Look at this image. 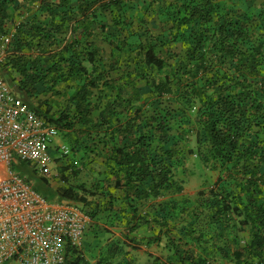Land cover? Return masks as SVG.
I'll use <instances>...</instances> for the list:
<instances>
[{
    "label": "trees",
    "instance_id": "trees-1",
    "mask_svg": "<svg viewBox=\"0 0 264 264\" xmlns=\"http://www.w3.org/2000/svg\"><path fill=\"white\" fill-rule=\"evenodd\" d=\"M0 35L1 74L76 157L56 186L20 175L83 207L97 264H264V0H0ZM190 160L210 187L164 200Z\"/></svg>",
    "mask_w": 264,
    "mask_h": 264
},
{
    "label": "built area",
    "instance_id": "built-area-1",
    "mask_svg": "<svg viewBox=\"0 0 264 264\" xmlns=\"http://www.w3.org/2000/svg\"><path fill=\"white\" fill-rule=\"evenodd\" d=\"M11 35H0V64ZM59 131L37 115L0 69V264H65L70 251H82L91 220L70 202H48L14 169L25 162L40 175H52L51 150L68 158L70 149L55 145Z\"/></svg>",
    "mask_w": 264,
    "mask_h": 264
},
{
    "label": "rangeland",
    "instance_id": "rangeland-1",
    "mask_svg": "<svg viewBox=\"0 0 264 264\" xmlns=\"http://www.w3.org/2000/svg\"><path fill=\"white\" fill-rule=\"evenodd\" d=\"M11 88L14 89L13 86H11ZM18 94V92H16ZM18 97L20 98V96L18 95ZM21 100H23L25 102L24 99L20 98ZM60 143H64L63 137L60 136L59 139L56 138L55 141V145L58 146ZM52 155L54 158H62V161H69L70 159L75 161V156L74 153H70L71 158H63L61 156V152L56 150V149H52L51 150ZM79 163V162H78ZM198 164V162H197ZM58 165L57 163H55L53 169H52V175L49 177H52L50 180L52 182V184L54 186L57 185V179L59 178V171H58ZM79 165L81 166V168L77 169L81 172L80 175L77 176H72L69 172H68V176L71 178L72 182L75 181H82L83 180H87V172H83V166L81 163H79ZM15 169L22 174H25L24 177L27 178L28 180H31V178L27 175L28 172H30L29 170L25 169L27 173L23 172L24 167L23 164H21V162H15L14 163ZM98 167V165H97ZM189 167L191 169V177L188 178L187 183L185 184L184 187V192L180 195H176V194H169L168 197L166 196L164 200L166 199H174V201L178 202V199L182 198V196H188L191 198H195L197 197L199 191H205L207 190V188L210 187V184L208 182L205 181L204 176H202V171L200 169V167L197 165H195V160H190L189 161ZM39 175V174H38ZM30 178V179H29ZM87 178V179H86ZM90 181V180H89ZM209 184V185H208ZM82 207V206H81ZM101 222L102 225L105 223L104 220L102 218ZM89 228V227H88ZM248 233L245 231L243 232V236L247 235ZM113 235V234H112ZM116 237H119L118 232H116L114 234ZM113 238V237H112ZM85 246L82 250V254L86 257L87 261L90 264H97L98 258H99V254L101 251L105 250L108 248V244H101L99 242H97V240L93 239L92 237L89 236V230H87L86 232V237L84 240ZM133 253V254H132ZM147 253H152L155 256H160L161 255V247H157V246H152L149 249L148 248H143L142 250L138 251V252H131L130 257L134 258V264H147L148 262V255Z\"/></svg>",
    "mask_w": 264,
    "mask_h": 264
},
{
    "label": "clouds",
    "instance_id": "clouds-1",
    "mask_svg": "<svg viewBox=\"0 0 264 264\" xmlns=\"http://www.w3.org/2000/svg\"><path fill=\"white\" fill-rule=\"evenodd\" d=\"M10 85V84H9ZM11 86V85H10ZM14 92H15V90H14ZM16 93V92H15ZM16 95L18 96V94L16 93ZM21 98V97H20ZM29 106V105H28ZM59 137H60V135H59ZM59 137H58V139H59ZM60 144H63V143H60ZM77 167L78 168H81V166L79 165V163H77ZM40 175V174H39ZM43 176H45V175H43ZM49 178H52V177H49ZM49 202V201H48ZM63 202H70V201H61V202H54V203H63ZM52 203V202H51ZM70 203H73L74 205H76L81 211H83V207H81V205L80 204H77V203H75V202H70ZM84 212V211H83ZM85 213V212H84ZM90 225V224H89ZM89 225H88V227H89ZM88 229V228H87ZM87 232V231H86ZM85 237H86V234H85ZM85 244V243H84ZM83 248H84V245H83ZM83 250V249H82ZM81 255H83L82 254V251H80L79 252Z\"/></svg>",
    "mask_w": 264,
    "mask_h": 264
}]
</instances>
